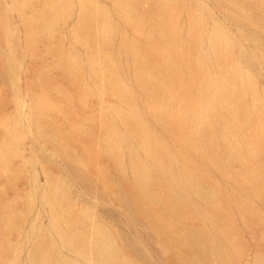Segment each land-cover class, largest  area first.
<instances>
[{
	"label": "rangeland",
	"instance_id": "obj_1",
	"mask_svg": "<svg viewBox=\"0 0 264 264\" xmlns=\"http://www.w3.org/2000/svg\"><path fill=\"white\" fill-rule=\"evenodd\" d=\"M0 264H264V0H0Z\"/></svg>",
	"mask_w": 264,
	"mask_h": 264
},
{
	"label": "bare ground",
	"instance_id": "obj_2",
	"mask_svg": "<svg viewBox=\"0 0 264 264\" xmlns=\"http://www.w3.org/2000/svg\"><path fill=\"white\" fill-rule=\"evenodd\" d=\"M176 64H177V62H175V63H173V69L176 67ZM147 71H148V69H147ZM146 71V72H147ZM150 71V70H149ZM166 71V70H165ZM152 72V71H151ZM161 72V71H160ZM163 72H161V74H162ZM167 73V72H166ZM147 74H149V73H147ZM153 74V73H152ZM154 75V74H153ZM168 75V74H167ZM166 75V76H167ZM152 76V75H151ZM116 84V83H115ZM136 84V83H135ZM146 86H147V88L149 87V88H153V89H157L158 90V92L164 97V96H167V95H171L172 96V94L171 93H169L168 91H167V87L165 86V85H163L162 83H159V85H156V82H149V83H147V84H145ZM169 97V96H168ZM170 98H172V97H170ZM170 98H168V99H170ZM184 101V100H183ZM187 103V102H186ZM180 105V104H179ZM178 105V106H179ZM170 106H172V105H170ZM181 106H182V103H181ZM180 106V107H181ZM188 106V105H187ZM180 107H179V109H180ZM182 108V107H181ZM184 108L186 109V113H187V115L186 116H183L184 117V120L181 118V120H183V121H191L190 120V118L192 117L191 115H192V108L191 107H184V105H183V108H182V110L183 111H181V112H185V110H184ZM190 109V110H189ZM186 119V120H185ZM188 119V120H187ZM192 119V118H191ZM149 134V133H148Z\"/></svg>",
	"mask_w": 264,
	"mask_h": 264
}]
</instances>
